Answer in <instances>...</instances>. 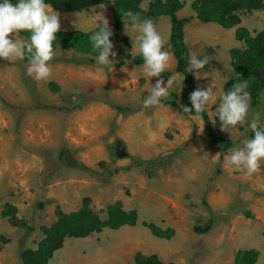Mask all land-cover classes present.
<instances>
[{
    "label": "rangeland",
    "instance_id": "374dc122",
    "mask_svg": "<svg viewBox=\"0 0 264 264\" xmlns=\"http://www.w3.org/2000/svg\"><path fill=\"white\" fill-rule=\"evenodd\" d=\"M114 1L76 12L52 8L60 30L90 31L101 14L109 20L117 53L111 72L98 70L97 56L90 63L85 54L60 46L47 80L29 76L26 59L0 58V264H23L22 252L39 247L58 212H75L86 198L102 218L121 201L137 211L138 222L66 238L49 264H135L137 253L156 254L166 263L236 264L238 251L249 249L258 252L253 264H264V163L249 176L226 160L230 149L252 138L250 127L221 131L216 117L214 132L232 143L223 150L206 135L201 116L183 112L185 78L176 70L167 15L152 21L167 41L162 50L172 56L170 71L160 78L166 85L175 73L176 81L162 107L145 108L147 89L158 78L143 74V58L125 34L127 18L112 13ZM152 1L144 0L142 8ZM181 1L177 15L189 18L190 55L209 60L199 80L192 74L199 88L213 86L214 112L225 85L237 76L231 50L248 46L237 30L256 36L264 29V9L225 28L201 21L194 0ZM257 112L264 127V93L256 101L250 97L249 122ZM149 224L173 235L159 237Z\"/></svg>",
    "mask_w": 264,
    "mask_h": 264
},
{
    "label": "trees",
    "instance_id": "16d2710c",
    "mask_svg": "<svg viewBox=\"0 0 264 264\" xmlns=\"http://www.w3.org/2000/svg\"><path fill=\"white\" fill-rule=\"evenodd\" d=\"M16 5L19 0H12ZM144 0H115L111 6L112 13L117 20L124 18L126 11L138 12L141 18L157 20L161 15L169 16L171 20V50L177 60V72L184 75L185 85L182 90V101L186 107L192 108L190 94L198 88L192 72H188L190 50L185 42V23L189 18H180L177 12L183 7L181 0H155L147 10L141 3ZM45 3L59 12H76L87 10L101 4H108L110 0H45ZM192 8L197 17L203 22L218 23L225 28L237 26L242 21V16L254 10L264 9V0H194ZM126 18V17H125ZM95 28L90 31L83 30H60L53 42L56 49L60 46L64 50H75L85 54L90 63L95 62L97 52L93 49L90 36ZM26 39L28 32L20 33ZM238 39H244L247 47L244 49L233 48L231 50L232 65L236 71V77L225 85V93L231 90L235 83L247 81V91L253 100H257L264 93V29L256 36H250L245 28H238ZM114 35L110 37L113 40ZM27 60V58H26ZM139 60V59H138ZM28 61V60H27ZM142 63V60H139ZM53 89H58L54 83H50ZM194 114H196L193 112ZM204 121V129L207 136L217 143L223 150L230 149L232 143L216 134L212 128L210 116L205 111L200 114ZM252 138L254 133L251 131ZM90 200L86 198L83 206L70 213L58 212V219L45 231L46 237L40 242L37 249H25L22 252L23 264H49V259L54 252L61 248L66 238L86 237L105 228L118 229L124 225H135L138 222L136 210H126L121 201H117L107 207L106 218L92 210ZM152 232L163 238H170L173 230H163L160 227L149 224ZM198 231L206 232L205 229L197 228ZM258 252L253 249L240 250L236 254V264H253L257 259ZM135 264H175L164 262L156 254L144 255L137 253Z\"/></svg>",
    "mask_w": 264,
    "mask_h": 264
},
{
    "label": "clouds",
    "instance_id": "9594fccd",
    "mask_svg": "<svg viewBox=\"0 0 264 264\" xmlns=\"http://www.w3.org/2000/svg\"><path fill=\"white\" fill-rule=\"evenodd\" d=\"M101 8L105 6L100 5ZM100 23L94 22L95 31L90 36L93 49L97 52V63L103 72L113 70L114 44L110 37L114 35L109 20L103 15H97ZM124 17L125 34L133 41L132 51L143 58L142 72L147 78L157 77L154 86L147 89L148 95L143 99V106L162 107V101L167 99L174 82V73L165 81L161 74L170 71L172 56L168 50H162L167 45L166 39L158 32L151 19H141L138 12L126 11ZM61 29L60 15L52 10L45 0H19L13 5L10 0L0 3V58L8 62L28 60L27 73L36 80H47L52 75V61L56 52L53 42ZM21 32L30 34L28 39L20 38ZM14 37V38H10ZM113 59H109V57ZM209 63L207 57L189 58L188 72L194 73L197 80L201 78L199 70ZM247 81L235 83L231 90L220 97L216 110L211 106L216 104L213 86L206 89L197 88L190 94L192 108L183 107L184 113L197 114L193 119H200V114L209 112L210 121L215 124L218 117L221 131H231L238 125L248 124L254 137L246 140L242 146L230 149L226 157L227 163L234 170L249 176L258 172L264 163V127L259 124L260 113H255L249 122L250 94L246 90ZM203 131V130H201Z\"/></svg>",
    "mask_w": 264,
    "mask_h": 264
}]
</instances>
